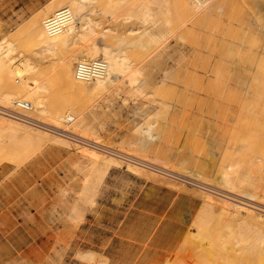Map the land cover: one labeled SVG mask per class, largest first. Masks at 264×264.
Returning a JSON list of instances; mask_svg holds the SVG:
<instances>
[{
	"label": "bare ground",
	"instance_id": "6f19581e",
	"mask_svg": "<svg viewBox=\"0 0 264 264\" xmlns=\"http://www.w3.org/2000/svg\"><path fill=\"white\" fill-rule=\"evenodd\" d=\"M248 3L264 10V0ZM243 6V0H49L16 35L0 38V159L20 160L46 147L71 152L92 203L111 170L122 166L199 194L202 208L180 241L189 253L164 263L264 264V155L258 151L264 142V44L256 55L238 43L236 37H247L240 31L246 28ZM63 9H69V23L52 33L49 21ZM262 11L253 16L264 36ZM99 61L106 64L103 73L79 77L81 63ZM180 81L188 101L177 96ZM165 88H172L173 100L199 103L191 111L192 132L204 131L209 157L194 147L190 158L175 152L171 95H156H165ZM253 92L261 97L256 104ZM119 98L134 102V136L112 139L105 127L120 115L114 108ZM241 104L247 112L239 111ZM175 157H181L176 166ZM82 255L102 264L94 251Z\"/></svg>",
	"mask_w": 264,
	"mask_h": 264
},
{
	"label": "rangeland",
	"instance_id": "374dc122",
	"mask_svg": "<svg viewBox=\"0 0 264 264\" xmlns=\"http://www.w3.org/2000/svg\"><path fill=\"white\" fill-rule=\"evenodd\" d=\"M48 1L0 0V26L3 25L0 27V38L5 35L4 33H10L11 36L16 35L26 24L27 18ZM249 1L243 0V8H245L243 17H245L246 28L242 27L240 30L247 37L244 39L236 37V39L239 44L243 43L250 53L259 55L264 44V36L260 26L255 22L254 16H259V11L262 10L258 9V11L248 3ZM247 4L250 6H246ZM262 12L264 13V10ZM234 24L238 25L239 23L235 21ZM174 37L173 35L172 45L176 43ZM186 44L192 45L189 42ZM141 52L144 53V49L138 50V54ZM169 63L171 65V59ZM250 63L253 65L252 61ZM249 72L252 74L253 69H249ZM180 83L182 85L177 89L181 95L177 96H182V99L184 97V100L188 101V96H185V93H189V91L182 81ZM257 85L261 84L258 82ZM261 88L263 89L261 92H263L264 84L261 85ZM165 89L167 90L165 95L161 90L156 95L160 99L171 95L174 118L171 117L170 120L174 124L175 152L178 150L182 155L190 158L194 156L192 152L194 147L196 153L203 151V154L199 153V155L209 154L204 146L207 142L203 134L204 131L201 130L203 133L199 131L198 135L192 132L193 125L195 126V122H193L195 120L192 121V119L195 115H192L191 111L199 103L190 101L187 104V101L179 97H175L173 100L172 88ZM191 95L189 97L194 100V95ZM258 96L260 97L259 93L253 92L250 99L254 100L251 102L256 104L259 101ZM261 97L264 106V97ZM114 105L115 110L121 109L120 115L112 124L111 122L107 124L111 126L106 125L105 133L107 132L109 138L112 139L114 137L115 139L122 138L125 134L134 136L132 126L135 124V115L131 112L134 102L131 101L129 105H124L123 100L119 98L114 102ZM191 105L193 106L191 107ZM239 111L247 112V108L241 104ZM195 119L199 120L198 117ZM213 123L217 126L216 120H213ZM160 129L161 127H157V130ZM257 132L263 135L262 129ZM215 134L216 132H214ZM194 136H198L196 137L198 145H194L192 142ZM202 137H204L203 140H201ZM260 144L257 145V149ZM262 144L263 149L264 145ZM199 145L204 146V149ZM196 146L199 148L196 149ZM262 149L258 151L264 155ZM204 152L206 153L204 154ZM69 155L71 152L66 150L59 153L55 149L46 147L45 150L33 154L26 153L20 160H11L8 157L0 159V264H18V262L20 264H97V261L91 260L90 257H83L82 254L88 251H94L98 261L102 264H117L115 263L117 260L114 253L115 246L121 248L122 251L116 253L118 259L128 260L122 264H139L145 256L151 259L157 258L161 254L158 255L157 250L153 249L149 243L142 244L140 251L136 248L138 244L122 232L124 219L129 213L128 208L136 209L135 203L141 195H146L148 199L158 198L153 194V191H157L156 187H165L186 193L187 196L197 199L199 208L191 217L189 213L192 206L188 201L183 202L182 207L188 213L186 219L189 220L183 237L174 248L166 249V252L162 254L163 261L149 260V262L150 264H167V262L164 263V260L169 256L181 258V254L189 253L188 249L181 250L180 241L184 239L196 213L202 208L204 198L201 195L191 194L167 184L155 183L141 175L132 173L127 169V166H122L111 170L99 188L95 202L92 203L85 197L83 190L85 172L80 171L72 164ZM204 157H209V155ZM179 160L181 157H175L170 161L176 166L180 162ZM198 160L201 163L205 162L204 159ZM185 163L187 166H192V164L188 165V161ZM212 165L216 166L215 163ZM205 168L208 173H212L209 164ZM211 175L209 177L213 178ZM159 198L163 201L166 200L164 197ZM123 240L130 242L134 246V250L131 251L130 245ZM119 243H121L120 246ZM186 258L190 262L197 259V257L189 255Z\"/></svg>",
	"mask_w": 264,
	"mask_h": 264
},
{
	"label": "crops",
	"instance_id": "0c3cea01",
	"mask_svg": "<svg viewBox=\"0 0 264 264\" xmlns=\"http://www.w3.org/2000/svg\"><path fill=\"white\" fill-rule=\"evenodd\" d=\"M153 194L158 198L148 199L146 195H141L136 201V209L128 208L129 213L124 219L122 232L125 236L132 238L138 245L141 251L142 244L149 243L153 249L157 250V258L145 256L139 264H149V260L153 262L163 261V255L166 249L174 248L178 241L183 237L188 223V213L184 211L182 204L185 201L190 203L191 212L189 215L193 217L194 213L199 208L197 199L192 196H187L186 193H180L176 190L156 187ZM159 197L166 199L162 200ZM191 200H186V199ZM181 231V232H180ZM122 234V233H121ZM181 236V237H180ZM130 245V250H134V246L130 242L123 240ZM121 242V241H120ZM121 243H119L120 246ZM115 246V243H114ZM123 250V249H122ZM121 251V248L115 246V263L122 264L128 260L118 259L116 253ZM156 252V251H154Z\"/></svg>",
	"mask_w": 264,
	"mask_h": 264
},
{
	"label": "built area",
	"instance_id": "2783aa9c",
	"mask_svg": "<svg viewBox=\"0 0 264 264\" xmlns=\"http://www.w3.org/2000/svg\"><path fill=\"white\" fill-rule=\"evenodd\" d=\"M69 9H63L57 16L50 19V31L52 33L60 32L64 29L68 22ZM103 61L95 62V64L81 63L78 69V75L82 78H92L97 76L99 73H103L106 70V64ZM28 104H19L21 108L27 106ZM30 107V105H28ZM17 110H15L16 112ZM17 114L22 115L21 112L17 111Z\"/></svg>",
	"mask_w": 264,
	"mask_h": 264
}]
</instances>
